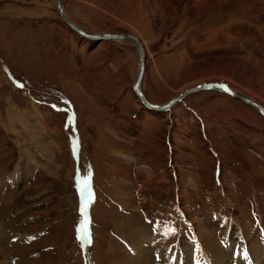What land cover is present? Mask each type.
Returning <instances> with one entry per match:
<instances>
[{
    "label": "rangeland",
    "instance_id": "374dc122",
    "mask_svg": "<svg viewBox=\"0 0 264 264\" xmlns=\"http://www.w3.org/2000/svg\"><path fill=\"white\" fill-rule=\"evenodd\" d=\"M121 1L61 0L91 33L142 34L149 103L218 84L264 107V0ZM137 68L133 42L78 36L52 0H0V264H131L132 215L154 254L264 264V117L203 90L150 112Z\"/></svg>",
    "mask_w": 264,
    "mask_h": 264
},
{
    "label": "water",
    "instance_id": "95a60500",
    "mask_svg": "<svg viewBox=\"0 0 264 264\" xmlns=\"http://www.w3.org/2000/svg\"><path fill=\"white\" fill-rule=\"evenodd\" d=\"M54 2L56 5L57 13L61 17L63 22L66 23L71 30H73L76 34H78L82 38H85V39H88L91 41H95V42L106 41V40H109V41L110 40H127V41H131V42L135 43V48H136V51L138 53V69H137V74H136L135 80L133 82V92L137 96L139 104L142 105L144 108H146L148 111H150V112L167 111V110L171 109L175 103L182 101L184 98H186L190 94H193L197 91L207 90V91L223 93L227 96L233 97L234 99L239 100L240 102L247 104L248 106L256 109L264 117V108L262 107V105H260L256 101H254V100H252V99H250V98H248L242 94H238L237 92L233 91L232 89H229L226 86L218 85V84H205V85L197 86L193 89L187 90V91L179 94L177 97L173 98L170 102H168L165 105H154V104L149 103L144 98V96L140 90L141 82H142L143 75H144L145 62H146V56L144 53V48L142 46L140 39L133 34L89 33V32H86L71 22V20L68 18V16L64 12L61 0H54ZM221 86H223V87H221ZM225 89H227V90H225Z\"/></svg>",
    "mask_w": 264,
    "mask_h": 264
},
{
    "label": "bare ground",
    "instance_id": "6f19581e",
    "mask_svg": "<svg viewBox=\"0 0 264 264\" xmlns=\"http://www.w3.org/2000/svg\"><path fill=\"white\" fill-rule=\"evenodd\" d=\"M54 1V0H52ZM65 12V10H64ZM66 13V12H65ZM67 15V14H66ZM69 18V17H68ZM70 19V18H69ZM71 22L73 23V21L71 20ZM74 24V23H73ZM76 25V24H75ZM77 26V25H76ZM79 27V26H78ZM80 28V27H79ZM82 29V28H81ZM84 30V29H82ZM85 31V30H84ZM87 32V31H86ZM90 33V32H89ZM106 41H109V40H106ZM141 41V40H140ZM142 43V42H141ZM135 44V43H134ZM142 46H143V43H142ZM144 48V46H143ZM144 53H145V49H144ZM138 69V68H137ZM137 74V72H136ZM144 76V75H143ZM136 77V76H135ZM135 80V79H134ZM141 90V89H140ZM233 90V89H232ZM205 92H209L207 90H204ZM234 91V90H233ZM237 92V91H235ZM142 93V91H141ZM238 93V92H237ZM218 94V92L216 93ZM240 94V93H238ZM144 96V95H143ZM224 96H227V95H224ZM229 98H232L234 99L233 97H230V96H227ZM145 98V97H144ZM138 99V98H137ZM146 99V98H145ZM264 108V107H263ZM125 220V224H126V228L125 230L127 231H133L134 233L136 232H139L140 234L143 235V240H141V238H137V239H140L141 241H138L140 242L139 246L135 247L137 250L136 251H139V253L141 254V258H137V259H131V256L129 257L128 256V259L129 261L131 262V264H191V259L184 254V252L180 251L179 253H175V252H171L170 253V256L168 257L166 255V253H163V254H160L157 253V254H154L155 252H152V248L149 249L150 245H152L153 243V239L151 238L152 235L150 233V227H152V229H155L154 226L156 225V223H149V221L146 223L148 224L150 227H147L145 224H143L142 222L139 224L138 221H141V219L139 217H136L135 215L133 216H129L127 217ZM138 222V223H137ZM153 233V232H152ZM5 234V233H4ZM3 235V234H2ZM135 235V234H133ZM130 236V235H129ZM137 236V235H136ZM125 237V236H124ZM130 239V237H129ZM145 239H149L151 240L150 243H148L147 241H145ZM128 240V239H127ZM130 241V240H129ZM138 242H136L138 244ZM132 243V242H131ZM146 245V246H143L141 247V245ZM154 244V243H153ZM135 245V244H133ZM149 249V250H148ZM263 250L261 249H258L257 248V254L260 255V253L263 254ZM138 253V254H139ZM249 254V253H248ZM247 253H244L242 254L241 258L237 257L234 255V258L232 259V264L233 262H236L237 264H246V261L248 260L249 258V255ZM167 256V263L165 262L166 259H164L165 257ZM263 257V256H261ZM182 259V260H181ZM218 259L220 260V263L222 264L225 260L224 256L221 254L218 256ZM264 259V258H263ZM194 262V261H193ZM227 262V261H226ZM194 264V263H193Z\"/></svg>",
    "mask_w": 264,
    "mask_h": 264
},
{
    "label": "crops",
    "instance_id": "0c3cea01",
    "mask_svg": "<svg viewBox=\"0 0 264 264\" xmlns=\"http://www.w3.org/2000/svg\"><path fill=\"white\" fill-rule=\"evenodd\" d=\"M104 2H101V4H103V6H105V8H106V11H109L110 13H113V14H116V15H119L123 10L122 9H120V3L122 2L121 0H103ZM123 5V4H122ZM130 7H132V6H130ZM124 12V11H123ZM122 12V13H123ZM13 14H19V12H15V11H13L12 12ZM91 13V12H90ZM89 13V14H90ZM22 15V14H21ZM92 15L95 17L94 19H99L100 18V16L99 15H97V14H95V13H92ZM88 16H84V17H82L80 14L78 15V17H77V21H78V23L82 26V24H83V28L81 27V26H79V27H81L82 29H84L85 30V28L84 27H86L88 24L90 25V24H92L91 22H90V20H89V18H87ZM70 20H72V19H70ZM105 20V19H104ZM73 21V20H72ZM75 24H76V22L75 21H73ZM85 23H87L86 25H85ZM85 31H87V32H92V31H88V30H85ZM105 33V32H104ZM120 34H124V33H120ZM78 35V34H77ZM138 35H139V39L141 40L142 38H143V36H142V34L140 33V32H138ZM79 36V35H78ZM142 37V38H141ZM143 40H144V38H143ZM112 41H114V40H112ZM126 41V40H125ZM142 41V40H141ZM145 42V41H144ZM134 46H135V44H134ZM136 73V72H135ZM135 76V75H134ZM133 76V77H134Z\"/></svg>",
    "mask_w": 264,
    "mask_h": 264
},
{
    "label": "snow or ice",
    "instance_id": "6c2138e0",
    "mask_svg": "<svg viewBox=\"0 0 264 264\" xmlns=\"http://www.w3.org/2000/svg\"><path fill=\"white\" fill-rule=\"evenodd\" d=\"M221 87H223V86H221ZM225 90H227V89H225ZM80 229H78V231H79ZM89 243H91V240H89Z\"/></svg>",
    "mask_w": 264,
    "mask_h": 264
}]
</instances>
